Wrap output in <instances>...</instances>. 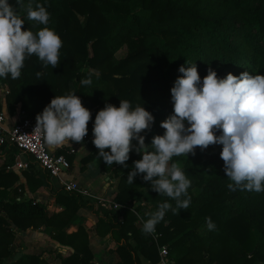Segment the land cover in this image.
Segmentation results:
<instances>
[{"label":"trees","instance_id":"trees-1","mask_svg":"<svg viewBox=\"0 0 264 264\" xmlns=\"http://www.w3.org/2000/svg\"><path fill=\"white\" fill-rule=\"evenodd\" d=\"M8 2L24 18L23 30L33 32L44 26L27 20L26 5L31 2L33 6H45L50 14L47 26L61 37L63 46L57 68L44 66L32 55L26 57L20 78H0V110L3 95L5 102L19 101L27 115L35 117L55 96L75 91L91 112L86 136L90 137L93 152L82 157V163L93 155L101 168L113 167L120 172L115 200L125 206L139 194L140 186L151 193V212L164 202L175 208L176 201L153 191L140 174L134 183L127 182L134 162L142 159L135 148L127 167L108 166L98 157L93 127L97 113L106 104L119 107L121 100H127L133 108L144 107L154 116L151 129L141 133L152 151L153 138L166 131L161 122L174 112L171 88L182 75V65L196 64L201 82L210 68L219 78L228 73L239 76L245 71L264 75V0H22L25 8H19L17 0ZM123 47L124 53L117 55ZM90 72L92 83L81 84ZM37 73L41 75L37 77ZM3 83L7 85L5 92L1 90ZM221 134L216 132L217 136ZM222 147L196 148L195 155L187 156L182 170L194 180L193 190L188 189L190 206L176 214L166 212L156 225L157 241L150 242L142 228L133 226L136 215L130 208H125L122 220L116 219L112 210L102 208L98 225L108 224L118 242L120 264H141L136 248L128 241L130 229L141 235L140 250L152 262L159 258L158 246L167 242L168 250L178 247L181 253L170 255L173 264L264 261V192L228 188L232 181L224 172ZM16 177L14 172L0 168V264H48L39 253L28 252L7 261L15 236L12 225L23 230L42 226L53 239L71 246L74 251L66 255L59 252L62 264H92L86 229L80 226L76 231L64 230L81 204L80 194L63 188L55 190L56 202L64 207L49 212L42 201L15 199L12 183ZM206 217H211L215 229L197 234L196 228Z\"/></svg>","mask_w":264,"mask_h":264},{"label":"clouds","instance_id":"clouds-1","mask_svg":"<svg viewBox=\"0 0 264 264\" xmlns=\"http://www.w3.org/2000/svg\"><path fill=\"white\" fill-rule=\"evenodd\" d=\"M17 4L25 8L22 0H17ZM26 12L28 21L44 27L36 32L23 30L24 18L8 0H0V78L7 79L9 75L12 79L20 78L26 57L32 55L44 66L57 68L60 63L63 41L47 26L50 14L46 7L29 2ZM179 72L182 75L171 88L174 112L161 122L166 131L153 138L152 151L141 133L151 129L154 116L144 107L133 108L129 101L121 100L119 107L106 104L95 117L93 144L98 157L108 166L127 167L130 152L135 148L142 159L134 162L127 182L134 183L140 174L145 182H150L153 191L176 201L175 208L164 202L149 214L142 226L144 234L154 235L156 225L168 210L176 214L177 210L189 208L191 180L179 163L170 161L175 156L195 155L196 148L223 146L220 157L226 177L232 181L228 184L230 190L264 192V75L245 71L239 76L228 73L219 78L210 68L201 82L196 64L182 65ZM91 75L90 72L81 84L90 85ZM90 119V110L75 93L55 96L36 116L34 132L42 134L46 144L55 150L71 145L70 142L82 143ZM217 131L222 134L217 136ZM205 222L209 231L215 229L211 217H206Z\"/></svg>","mask_w":264,"mask_h":264},{"label":"crops","instance_id":"crops-1","mask_svg":"<svg viewBox=\"0 0 264 264\" xmlns=\"http://www.w3.org/2000/svg\"><path fill=\"white\" fill-rule=\"evenodd\" d=\"M1 85V90L3 92L7 91V85L5 83ZM1 101L0 111L5 114L6 128H9L19 117L27 114L20 107L19 101L16 103L5 102L3 95L1 96ZM70 143L71 145L66 144L55 150L49 147L52 151L64 153L68 157L70 166L62 175L67 179H75L80 186V190L76 192L80 194L81 200L79 201H81V204L64 226V230L72 232L78 230L80 226L86 229L88 247L92 252V264H120L122 258L118 252V242L111 235L108 224L101 223L98 225L99 218L103 215V209H108L114 212L116 219L122 220L125 215V208H130L136 215V218L132 221L133 226L136 229L142 228L143 223L150 218L149 214L152 213V205L149 202L152 199L151 193L146 186H140L137 188L139 194L128 205L125 206L117 202L115 195L118 192L120 172H115L113 167L101 168L93 155L87 162L82 163V157L93 152L89 136H85L82 143ZM16 158L24 160L29 158V155L17 150L15 146H11L6 151L0 147V168L4 167L6 171H12L17 176L12 183V187L16 188L15 199L30 198L32 201H42L49 212L63 209L64 205L59 204L55 200L54 191L61 188L57 180L40 169L31 159L27 167L12 166ZM102 202L110 205L104 206ZM114 202L118 204L117 207L112 205ZM144 205L148 206L140 207ZM12 228L15 230V236L11 244L12 252L8 256L7 261L14 260L23 253L28 252L39 253L40 257L44 258L48 264H62L58 258L59 252L62 255H66L74 251L71 246L59 243L53 239L49 235L48 230L42 226L29 227L23 230L12 225ZM195 231L200 235L209 232L206 222L201 223ZM145 235L151 238L150 242L153 240L157 241L158 231L155 229L154 235ZM127 236L130 244L136 248L141 264L151 263L152 261L140 250V244L143 239L141 235L130 229L127 231ZM37 247H39V250H37ZM168 251L171 257H177L181 254L178 247ZM258 264H264V261H259Z\"/></svg>","mask_w":264,"mask_h":264},{"label":"built area","instance_id":"built-area-1","mask_svg":"<svg viewBox=\"0 0 264 264\" xmlns=\"http://www.w3.org/2000/svg\"><path fill=\"white\" fill-rule=\"evenodd\" d=\"M36 117L27 114L19 117L9 128L5 127V114L0 111V147L6 151L11 146L29 155V158L18 160L12 164L16 167H27L30 159L49 176L57 180L58 185L66 191H79L80 186L75 179H67L62 174L69 169L70 162L64 153L52 151L43 139L42 134L35 133ZM11 166V165H9ZM109 203L102 202L107 206ZM110 205V204H109ZM114 207L118 204L112 203ZM159 258L149 264H173L166 244L158 246Z\"/></svg>","mask_w":264,"mask_h":264},{"label":"rangeland","instance_id":"rangeland-1","mask_svg":"<svg viewBox=\"0 0 264 264\" xmlns=\"http://www.w3.org/2000/svg\"><path fill=\"white\" fill-rule=\"evenodd\" d=\"M125 49L126 48H121V49H119L117 52H116V54L117 55H121V54H123L124 53V51H125ZM186 158H187V156H185V155H181V156H175V157H173L172 158V161H170V163H179V165H180V167L182 168L183 167V164L185 163V161H186ZM193 181L194 180H191V186H190V188L189 189H191V190H193V188H192V186L194 185L193 184ZM252 216L253 217H256V214H252ZM31 244H33V243H31ZM28 246V245H27ZM29 246H30V244H29ZM33 246H35V245H33ZM36 248V247H35ZM40 249H41V247H40ZM37 250H39V247H37ZM50 264V263H49Z\"/></svg>","mask_w":264,"mask_h":264},{"label":"water","instance_id":"water-1","mask_svg":"<svg viewBox=\"0 0 264 264\" xmlns=\"http://www.w3.org/2000/svg\"><path fill=\"white\" fill-rule=\"evenodd\" d=\"M73 93H75V95H76V92L75 91Z\"/></svg>","mask_w":264,"mask_h":264}]
</instances>
